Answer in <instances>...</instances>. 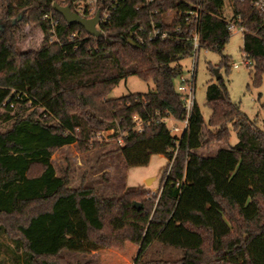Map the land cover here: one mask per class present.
Here are the masks:
<instances>
[{
  "label": "trees",
  "instance_id": "16d2710c",
  "mask_svg": "<svg viewBox=\"0 0 264 264\" xmlns=\"http://www.w3.org/2000/svg\"><path fill=\"white\" fill-rule=\"evenodd\" d=\"M77 1L0 0L6 22L0 28V110L28 102L36 107L0 130V246L8 255H0V264H71L63 250H123L127 241L139 244L141 252L153 241L180 249L174 264H264V119L259 126L233 102L223 76L208 84L207 123L196 101L181 137L166 122H183L188 115L175 79L193 51L192 24L180 14L191 6L98 0L95 10L85 6L84 17L108 7L112 16L101 25V36H92L53 8L58 3L75 10ZM258 1L231 5L232 17L240 16L245 28L244 57L251 60L256 87L264 79V0ZM224 6L225 0H203L200 48L220 53L218 67L228 73L224 52L232 32ZM25 21L44 34L36 51L18 50L12 29ZM154 26L175 36L140 43L135 32L148 37ZM132 75L155 88L109 98ZM110 124L119 125L116 151L127 167L147 165L155 154L167 157L159 191L129 186L120 197L104 198L91 187L71 188L67 177L57 175L56 151L77 144L85 152L110 143L102 134ZM230 127L238 135L236 145L212 156L196 151L214 142L229 144ZM108 132L117 135V126Z\"/></svg>",
  "mask_w": 264,
  "mask_h": 264
},
{
  "label": "rangeland",
  "instance_id": "374dc122",
  "mask_svg": "<svg viewBox=\"0 0 264 264\" xmlns=\"http://www.w3.org/2000/svg\"><path fill=\"white\" fill-rule=\"evenodd\" d=\"M232 0H225V18L230 19L233 15ZM1 12V8H0ZM6 22L0 19V28ZM12 32L17 41L20 52L36 51L40 48L43 41V32L36 24L30 22H20L13 27ZM244 33L236 27L232 31L230 40L225 48V55L230 57V71L227 73L223 65L218 67L222 60L220 53L201 48L199 56L194 63L193 56H189L181 61L183 65V77L191 78L194 73L193 90L194 99L199 105L205 122L207 123L212 110L207 105L208 84L216 81L214 70L219 68L226 79L229 87V94L233 102L240 105L241 110L252 120L256 119L259 126L263 125L264 110V79L260 87L253 85V68L248 67L244 58ZM237 63L238 67L233 66ZM175 79V86L181 84V77ZM155 85L152 81H144L138 75H132L122 79L120 83L110 92L109 98H117L130 93H146L153 89ZM250 86V87H248ZM36 107L30 102L26 104H15L10 108L0 110V130L5 131L11 128L18 114L28 115ZM42 108L39 111L42 112ZM168 127L174 135L179 137L184 132V122L176 121L172 118L166 120ZM111 125V124H110ZM107 125L102 132L108 137L110 143L103 146L82 152L77 144L68 146L66 149H59L53 154V162L58 176L69 179L71 188L81 186L94 188L98 194L104 198L120 197L127 187L141 186L149 189L154 194L160 189L162 172L168 163L167 157L159 154L152 155L150 162L143 166L127 167L122 155L116 151L119 140L111 137ZM178 127L179 131L174 128ZM208 126L206 125L203 136V143L208 140ZM231 137L229 144L211 143L202 146L196 151L202 155H215L219 149L234 146L239 138L236 131L230 127ZM110 136V137H109ZM153 180L147 184V180ZM6 242H11L4 238ZM140 245L127 241L125 249L120 250L116 247H107L88 252H76L63 250L64 256L71 264H174L182 257V251L173 247L165 246L158 241L151 242L142 252L139 251ZM1 257L7 258L5 248L0 246ZM2 264H13L11 260H5Z\"/></svg>",
  "mask_w": 264,
  "mask_h": 264
},
{
  "label": "built area",
  "instance_id": "2783aa9c",
  "mask_svg": "<svg viewBox=\"0 0 264 264\" xmlns=\"http://www.w3.org/2000/svg\"><path fill=\"white\" fill-rule=\"evenodd\" d=\"M156 0H144L143 4H149L152 3ZM174 3H179V2H184L186 4H189L191 7L187 10H182L180 11V14H185L186 15V20L190 21L194 30V36H193V51L191 56H193L194 58V63L196 65V61L197 58L199 56V50L200 48V23H201V18H202V9H203V0H196L195 3H189L186 0H173ZM261 1H258L256 3V5L261 4ZM98 2V0H79L77 2H74V7L75 10H73L74 12H76L77 14L81 15L82 17H84L85 13V6L89 5L91 7V10H95V5ZM114 8V5H113ZM98 12V11H97ZM96 12V13H97ZM155 12H158V10H156ZM95 13V15H96ZM94 15V16H95ZM93 16V17H94ZM111 11L108 8L104 9L102 12L100 11V20L98 23V28H101V25L103 23H107L110 19H111ZM87 18V17H85ZM91 18V17H89ZM227 21L229 22L228 24V28L229 30L232 32L233 30H235L236 27H238L242 32H244V25L241 22V17L237 16L236 18L231 17L230 19H227ZM52 23L54 24V20H52ZM177 32L179 33L178 36H182L183 31L181 30V27L177 28ZM135 36L137 38V40L140 43H145L148 40H152V39H166V38H170V37H174L175 35L173 33H171L168 30H161L158 27L154 26L153 31L151 32V34L148 37L143 36L139 31L135 32ZM177 36V35H176ZM245 58V63L247 64V66L251 65V60ZM233 66L238 67V64L235 63L233 64ZM194 75V73H193ZM192 75L191 78H186V77H181V84L178 86L177 90L183 94L185 96V100H186V105H187V110H188V115L187 118L183 121L184 122V131L185 129L188 127L189 125V118L191 116L192 113V109L195 103V99H194V90H193V79L194 76ZM13 107V105H11ZM138 130H143V124L138 121V125H137ZM175 131H179L178 127L174 128ZM119 142L121 143L122 140L119 139Z\"/></svg>",
  "mask_w": 264,
  "mask_h": 264
},
{
  "label": "water",
  "instance_id": "95a60500",
  "mask_svg": "<svg viewBox=\"0 0 264 264\" xmlns=\"http://www.w3.org/2000/svg\"><path fill=\"white\" fill-rule=\"evenodd\" d=\"M53 8L56 12L61 14L69 24L81 25L90 35L101 36L102 32L98 28V23L100 20V11H98L94 17L85 18L77 14L76 12H74L69 5L64 6V5L55 3ZM128 42L132 45H136L134 40H132L131 38L128 39ZM214 73H215L216 80H219L223 77L219 68H215ZM152 180L153 178H149L147 180V184H149ZM135 206L140 207V204L135 203Z\"/></svg>",
  "mask_w": 264,
  "mask_h": 264
},
{
  "label": "crops",
  "instance_id": "0c3cea01",
  "mask_svg": "<svg viewBox=\"0 0 264 264\" xmlns=\"http://www.w3.org/2000/svg\"><path fill=\"white\" fill-rule=\"evenodd\" d=\"M155 87H153V89H154ZM152 89V90H153ZM111 125H116L117 126V128H118V133H117V135H114V137L116 138V137H118L119 135H120V128H119V125L118 124H111ZM110 125V126H111ZM104 131V130H103ZM102 134H103V136L106 138V140H108V137L107 136H105V134L102 132ZM110 137V136H109ZM111 137H113V136H111ZM73 145L74 144H70V145H67V146H64L62 149H66L68 146H72L73 147ZM159 155H161L162 157H166L165 155H163V154H159ZM54 156H52V163H53V165H54V162H53V160H54V158H53ZM152 158V157H151ZM57 173V172H56ZM58 175V174H57Z\"/></svg>",
  "mask_w": 264,
  "mask_h": 264
}]
</instances>
